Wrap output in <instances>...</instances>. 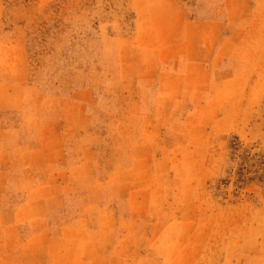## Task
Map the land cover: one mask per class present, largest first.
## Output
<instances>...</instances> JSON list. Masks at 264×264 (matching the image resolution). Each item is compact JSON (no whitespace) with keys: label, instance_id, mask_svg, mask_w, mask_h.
Returning <instances> with one entry per match:
<instances>
[{"label":"rangeland","instance_id":"rangeland-1","mask_svg":"<svg viewBox=\"0 0 264 264\" xmlns=\"http://www.w3.org/2000/svg\"><path fill=\"white\" fill-rule=\"evenodd\" d=\"M0 264H264V0H0Z\"/></svg>","mask_w":264,"mask_h":264}]
</instances>
